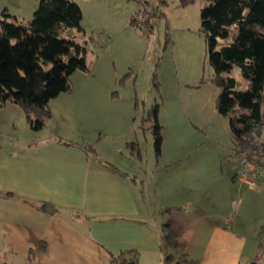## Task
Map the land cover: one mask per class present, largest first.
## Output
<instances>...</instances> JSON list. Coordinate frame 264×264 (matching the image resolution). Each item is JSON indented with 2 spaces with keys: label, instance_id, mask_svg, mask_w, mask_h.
<instances>
[{
  "label": "rangeland",
  "instance_id": "1",
  "mask_svg": "<svg viewBox=\"0 0 264 264\" xmlns=\"http://www.w3.org/2000/svg\"><path fill=\"white\" fill-rule=\"evenodd\" d=\"M39 1L0 0V18L8 13L9 21L28 25ZM73 1L83 11L81 25L88 40L86 58L93 63L91 72L72 74V90L66 92H86L91 97L82 104L100 108L101 114L90 116L86 135L75 128L69 138L54 134L53 142L81 145V149H76L80 152H85L83 146H93L88 151L93 159L135 176L141 199L150 204L152 214L163 225L170 222L178 246L193 244L197 250L195 259L191 256L193 250H188L175 264H202L215 226L208 222L205 213L219 214L229 209L239 219V198H234V203L223 198L225 185L232 184L229 173L232 179L237 155L229 117L216 109L221 90L210 63L207 34L201 25V10L210 1ZM145 8L150 15L151 31L131 23ZM82 39L81 36L79 40ZM230 41L231 36L219 38L217 47ZM231 76L237 80V90L248 87L238 65H234ZM155 108L162 134L159 150L153 128ZM262 109L264 115V102ZM18 110L24 122L21 125L19 121L18 129L32 130L22 110ZM142 117L149 119L145 126ZM2 125L4 122H0ZM45 126L33 128L39 130L35 131L37 136H52L48 125ZM260 140L264 142V127ZM135 142L138 144H132ZM140 152L142 160L138 159ZM239 184L248 187L247 183ZM260 227L238 221L233 229L248 240L253 236L261 249L257 255L249 256L245 247L237 258L241 264H264V224ZM164 228L167 234L169 228ZM164 242V264H170L167 257L171 253L177 255L178 250L166 239ZM238 243L231 241V252L238 249ZM233 260L235 257L231 256L224 261L228 264Z\"/></svg>",
  "mask_w": 264,
  "mask_h": 264
},
{
  "label": "crops",
  "instance_id": "2",
  "mask_svg": "<svg viewBox=\"0 0 264 264\" xmlns=\"http://www.w3.org/2000/svg\"><path fill=\"white\" fill-rule=\"evenodd\" d=\"M90 97L86 92H62L53 98L49 103L51 117L45 124L52 136L47 138L37 136L35 131L39 130L33 128L20 131L19 106L0 104V122H4L0 126V264H112L120 254L135 258L136 264L165 263L167 226L141 199L138 179L93 159L88 152L93 149L90 145L91 149L83 146L85 152H80L76 149L81 145L53 142L54 134L69 138L75 128L86 135L90 116L101 114L100 108L82 104ZM130 125L125 124L126 128ZM138 159L142 160L141 153ZM238 161L232 167V179L229 173L232 184L225 185L223 198H239V219L229 209L219 214L205 213L215 226L202 264H227L224 260L231 256L235 260L228 264H241L237 258L245 247L249 256L261 250L253 236L248 240L233 229L238 221L261 227L264 224V165L254 173L257 186L245 189L239 184L243 181ZM233 240L240 244L231 252ZM42 242L46 249L35 253L31 261L30 248ZM175 247L177 255L171 253L174 259L170 264L188 250H193V258L196 256L193 244L178 246L177 241Z\"/></svg>",
  "mask_w": 264,
  "mask_h": 264
},
{
  "label": "trees",
  "instance_id": "3",
  "mask_svg": "<svg viewBox=\"0 0 264 264\" xmlns=\"http://www.w3.org/2000/svg\"><path fill=\"white\" fill-rule=\"evenodd\" d=\"M208 1L201 10V25L221 90L216 109L229 117L239 162L244 153L248 159L255 158L259 167L264 165V142L260 140L264 127V0ZM9 17L4 13L0 18V104L18 105L31 127L41 129L51 117L50 101L72 90V74L91 71L92 64L86 58L88 40L81 25L83 11L73 0H40L28 25L9 21ZM131 23L138 26L135 17ZM230 36L228 44L217 47L219 38ZM234 65L248 81L245 90L236 89L237 80L231 76ZM157 114L155 108L153 128L159 150L162 134ZM141 120L145 126L149 119ZM166 226V239L175 247L176 236L169 224ZM45 249V242L30 248L29 259ZM173 259L172 254L167 257L170 262ZM117 263L136 264L135 258L127 259L123 254L113 259L112 264Z\"/></svg>",
  "mask_w": 264,
  "mask_h": 264
},
{
  "label": "built area",
  "instance_id": "4",
  "mask_svg": "<svg viewBox=\"0 0 264 264\" xmlns=\"http://www.w3.org/2000/svg\"><path fill=\"white\" fill-rule=\"evenodd\" d=\"M150 15L147 11H142L141 13L135 16L136 23L139 27L145 28L146 30L151 31V27L149 25ZM240 159V163L242 165L239 178L243 182L247 183L249 188H255L257 186L254 173L256 172L258 166L254 159H248V155L242 154ZM122 264V263H117Z\"/></svg>",
  "mask_w": 264,
  "mask_h": 264
},
{
  "label": "water",
  "instance_id": "5",
  "mask_svg": "<svg viewBox=\"0 0 264 264\" xmlns=\"http://www.w3.org/2000/svg\"><path fill=\"white\" fill-rule=\"evenodd\" d=\"M51 207V206H50Z\"/></svg>",
  "mask_w": 264,
  "mask_h": 264
}]
</instances>
